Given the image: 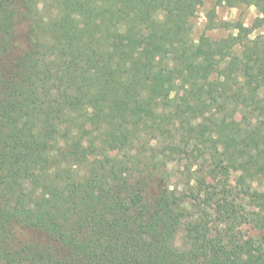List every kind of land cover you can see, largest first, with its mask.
Here are the masks:
<instances>
[{
  "label": "trees",
  "instance_id": "trees-1",
  "mask_svg": "<svg viewBox=\"0 0 264 264\" xmlns=\"http://www.w3.org/2000/svg\"><path fill=\"white\" fill-rule=\"evenodd\" d=\"M204 3L0 0V264H260L264 0Z\"/></svg>",
  "mask_w": 264,
  "mask_h": 264
},
{
  "label": "rangeland",
  "instance_id": "rangeland-1",
  "mask_svg": "<svg viewBox=\"0 0 264 264\" xmlns=\"http://www.w3.org/2000/svg\"><path fill=\"white\" fill-rule=\"evenodd\" d=\"M219 1L220 0H205L204 5L198 9L196 15L190 20L191 39L193 41H197L203 33H206V35L214 38L226 37L231 33L237 34V31L232 27L226 29L220 26L221 23L226 22L236 24L240 22L246 27L251 28L253 27L256 18L259 16L257 7L249 5V0H234L236 7L228 6L227 4L220 3ZM211 16H214V21H211ZM212 25H219V27L216 29H209ZM256 36H264V27L256 29L251 35V38H255ZM142 51L145 55L150 54L146 46L142 47ZM238 53H240V47L236 48V54ZM51 145L53 149H59L64 145V143L62 140H58L57 138L52 141ZM173 173L174 177L172 183L180 181L181 175L179 170L176 168ZM261 186L264 187V183ZM242 231L246 234L247 238H255L257 236L256 231L250 226H244ZM183 242L184 236L183 233L180 232L175 239V245L177 247H182ZM261 254L264 255V252ZM260 264H264V258L260 261Z\"/></svg>",
  "mask_w": 264,
  "mask_h": 264
}]
</instances>
